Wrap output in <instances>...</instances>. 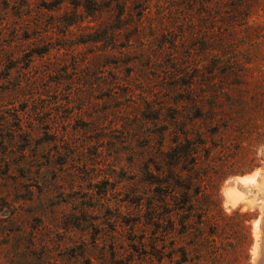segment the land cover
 <instances>
[{"label": "rangeland", "instance_id": "rangeland-1", "mask_svg": "<svg viewBox=\"0 0 264 264\" xmlns=\"http://www.w3.org/2000/svg\"><path fill=\"white\" fill-rule=\"evenodd\" d=\"M0 264H264V0H0Z\"/></svg>", "mask_w": 264, "mask_h": 264}]
</instances>
